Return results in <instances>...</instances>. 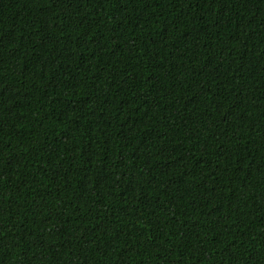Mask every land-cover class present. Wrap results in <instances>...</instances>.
Returning a JSON list of instances; mask_svg holds the SVG:
<instances>
[{
  "label": "trees",
  "instance_id": "obj_1",
  "mask_svg": "<svg viewBox=\"0 0 264 264\" xmlns=\"http://www.w3.org/2000/svg\"><path fill=\"white\" fill-rule=\"evenodd\" d=\"M0 264H264V0H0Z\"/></svg>",
  "mask_w": 264,
  "mask_h": 264
}]
</instances>
